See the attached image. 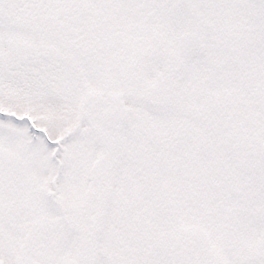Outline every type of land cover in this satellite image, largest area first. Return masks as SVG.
<instances>
[{
    "label": "snow or ice",
    "instance_id": "1",
    "mask_svg": "<svg viewBox=\"0 0 264 264\" xmlns=\"http://www.w3.org/2000/svg\"><path fill=\"white\" fill-rule=\"evenodd\" d=\"M0 264H264V0H0Z\"/></svg>",
    "mask_w": 264,
    "mask_h": 264
}]
</instances>
